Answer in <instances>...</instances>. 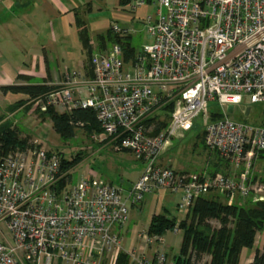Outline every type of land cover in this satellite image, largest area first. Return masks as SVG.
Segmentation results:
<instances>
[{"label": "built area", "instance_id": "2783aa9c", "mask_svg": "<svg viewBox=\"0 0 264 264\" xmlns=\"http://www.w3.org/2000/svg\"><path fill=\"white\" fill-rule=\"evenodd\" d=\"M128 4L133 12L143 9L139 18L150 41L141 50L128 60L119 43L93 51L89 76L65 72L56 89L29 102L31 111L92 108L101 140L115 151L130 152L143 169L128 187L94 175L61 186L70 169L61 170L58 152L30 146L0 152V225L11 238L0 241V264H102L105 255L114 258L122 248L118 229L128 221L130 207L160 190L181 191L178 208L185 212L211 192L231 201H264V182L249 177L251 160L264 150V120L240 122L227 112L244 98L249 104L264 102V0ZM111 28L128 35L117 25ZM202 114L209 117L205 146L232 166L243 165L237 178L159 164ZM142 237L146 243L157 239ZM126 252L129 264H176L165 250L154 259ZM200 264H210V256Z\"/></svg>", "mask_w": 264, "mask_h": 264}, {"label": "rangeland", "instance_id": "374dc122", "mask_svg": "<svg viewBox=\"0 0 264 264\" xmlns=\"http://www.w3.org/2000/svg\"><path fill=\"white\" fill-rule=\"evenodd\" d=\"M60 1L70 7L74 6L79 21L86 29L87 36L92 42V52L100 51L97 48V35L105 34L108 28L113 25L128 31L136 52L150 41L139 18L143 9L133 12L130 10L129 4L123 3L121 0ZM0 2L1 65L4 61L9 65L23 66L24 62L30 61L33 54L42 53L51 60L52 67H69L70 72L78 68L77 61L86 63L89 55L85 53L82 40H79V31L82 26L74 24V10L64 14L59 11L60 2L57 0H37L39 7L36 6L31 14V11H26L30 7V0H0ZM148 12L152 13L153 8L149 7ZM71 59H76V62L72 63ZM7 100L6 104H9L11 100L10 102ZM30 106L31 104L27 102L15 116L9 117L13 125L16 126L20 138L27 139L28 144H33V148L42 147L47 151L61 152L66 159H71L77 153L82 152V160L70 169L71 178L68 180V184L77 182L85 176L94 175L117 186H124L127 177H136L143 169L142 163L135 160L130 152L115 151L110 143L106 140L102 141L103 135L100 133H88L85 129L78 127L75 128L73 137L66 141L61 139L53 130L48 118H44L38 111L28 113ZM247 106L250 107V114L245 116L242 108ZM56 109L60 112L63 111L60 107H56ZM209 109H213V107L211 106ZM6 112L8 111H4V114ZM208 112L209 110H207V114ZM229 115L236 121L260 124L264 120V102L249 104L244 98L240 105L234 106ZM164 117V121H167L168 117L162 116V119ZM208 121L209 117L205 114L196 118L194 127L183 139L173 141L169 150L160 157L159 164L172 155L175 168L187 170L183 173H192L203 172L206 162L211 161V167L214 164L217 166V163L220 162L219 173L225 172L228 174L226 176L237 178L244 166L236 168L227 161V165H225V161L221 162L216 153L205 146L202 133ZM92 135L96 138H93ZM36 145L38 147H35ZM208 171L205 172L208 173ZM254 175L256 176L255 182H264V156L255 155L251 160L249 177ZM205 196L226 204H247V200L242 202L235 198L231 201L219 192H211ZM181 197V191L160 190L145 195L140 203L133 205L129 211L128 221L118 229L121 236V250L132 249L135 254L142 253L148 259H154L157 253L165 250L168 253L167 259L172 260L171 257L179 250L182 231L169 230L162 236L163 239L160 242L152 238L151 242L146 243L142 236L146 234V227L153 213H164L169 217H175L178 221L184 218L186 212L178 208ZM206 222L210 230L220 227V222L217 219H209ZM0 226H2V231L7 233V230L3 228L4 225ZM263 236L264 231L257 233L258 244L262 242ZM208 258L209 256L206 254L193 255V264H200L202 261H207ZM111 262L112 260L107 264H111Z\"/></svg>", "mask_w": 264, "mask_h": 264}, {"label": "trees", "instance_id": "16d2710c", "mask_svg": "<svg viewBox=\"0 0 264 264\" xmlns=\"http://www.w3.org/2000/svg\"><path fill=\"white\" fill-rule=\"evenodd\" d=\"M128 3V0H121ZM78 25L82 26L79 19ZM80 38L90 57L92 47L86 29L82 26ZM98 49L105 50L112 43H119L123 49L124 58L128 60L136 53V48L132 45L131 36L118 34L108 28L105 34L97 35ZM90 53V54H89ZM88 57V63H89ZM90 75V67L87 72ZM23 83H14L0 86L2 94L8 92L24 94L26 99H20L9 105L8 110L13 112L17 107L26 104L31 99L44 95L57 88L55 85H48L46 80H36L29 76L19 75ZM44 118L51 122L53 130L65 141L73 137L75 128L81 127L88 133H101V128L97 121L96 113L92 108H72L69 111H58L53 106H48L45 111L36 110ZM169 117V114L166 113ZM216 115H211L214 119ZM167 121H163L161 126H165ZM204 135V131L202 133ZM32 146L27 139L20 138L16 126L7 116H0V152H7L14 149H24ZM35 147H38L37 145ZM222 161H225L216 151H213ZM61 170L66 171L73 168L82 160V152L77 153L73 158L66 159L61 152ZM256 155L264 156V150ZM220 162L208 173L213 175L220 172ZM225 165L227 162L225 161ZM224 175H228L222 172ZM71 178L70 173L62 180L61 186L66 184ZM256 176L251 177L254 182ZM246 205L226 204L206 196L196 199L188 208L184 218L176 220L164 213H153L146 228L149 237L156 236L160 242L161 237L174 228L182 231V239L179 254L175 257L176 264H193L192 256L209 255L210 264H239L240 253L243 249L252 248L256 242L258 232L264 231V201L252 202L247 199ZM217 219L220 227L211 229L206 220ZM264 241V236H263ZM130 256L125 250H119L114 256L112 264H129ZM102 264H107V261ZM250 264H264V243L262 249H255L253 259Z\"/></svg>", "mask_w": 264, "mask_h": 264}, {"label": "crops", "instance_id": "0c3cea01", "mask_svg": "<svg viewBox=\"0 0 264 264\" xmlns=\"http://www.w3.org/2000/svg\"><path fill=\"white\" fill-rule=\"evenodd\" d=\"M30 1H31V2H29V3H31L30 7L27 8L26 11H31L30 13L32 14V12H34V10L36 9V6L39 7V5H38L37 0H30ZM57 2H60L59 11H61V13L67 14L70 11L74 10L73 11V13H74V20L73 21H74L75 25H78L77 19H79V18H78V14H77L74 6L70 7L66 4H64L60 0H57ZM0 4H1V2H0ZM78 35H79V33H78ZM79 40H81L80 36H79ZM90 44H92L91 41H90ZM84 50H85V53L87 54L86 48ZM70 61H72V63H74V62H76V59H71ZM87 61H86V63H82V62L79 63L77 61V63H78L77 67L78 68L76 70L81 71L87 75L88 74L87 72H88L89 67H90L89 63ZM51 63L52 62H51V60L48 59V56L43 54V53L39 54V55L33 54L32 57L30 58V61L28 63L24 62L23 66L9 65L7 62L3 61L2 65L0 64V86L10 85V84H14V83H23L24 81H22L21 79L18 78L19 75L29 76V77H32L36 80H46L45 82L48 85L57 86L61 82V80L63 79L64 73L68 72L70 70H69V67H65V66H63V67L57 66L54 68L51 66ZM76 70H73V71H76ZM26 98H27V96L24 94H19V93L15 94V93H10V92H8L6 94H2L0 91V116H7V117L15 116L21 110L22 106H24L25 104L17 107L13 112H10L8 110L9 105L13 104L14 102H16L20 99H26ZM7 99H10L11 102H10V100H7ZM6 100L9 101L10 103L6 104ZM27 107H29V106H27ZM30 108L32 109V104H31ZM30 108L28 110V113L31 112ZM4 111H8V112H6V114H4ZM161 164L168 165L172 169L179 171V172H187V170H185V169H177L173 166L172 155L170 157L166 158ZM213 168H215V164L213 165V167H211V161H209V162H206V165L203 167V171H207V170L211 171ZM141 171H142V169L140 170V172L138 173V175L136 177H127L123 187H128L132 182H134L139 177ZM77 182H72V183L69 182L70 184H68V185L73 186ZM135 207H137V206H135ZM130 208H133V206H131ZM1 227L2 226H0V241L11 242V238H10L8 232L4 233L2 231ZM3 228L5 230H7L4 226H3ZM161 239H163V238L161 237ZM263 243H264V241L262 239V242L260 244H258V242L256 241L252 248L243 249L240 253L239 264H250L252 259H253V256H254L255 249H262ZM178 254H179V250L176 254H174L171 257L172 260H174L175 257L178 256ZM108 260L113 261V257L111 255H105L102 263L104 261L105 262L107 261L109 263ZM111 264H112V262H111Z\"/></svg>", "mask_w": 264, "mask_h": 264}, {"label": "water", "instance_id": "95a60500", "mask_svg": "<svg viewBox=\"0 0 264 264\" xmlns=\"http://www.w3.org/2000/svg\"><path fill=\"white\" fill-rule=\"evenodd\" d=\"M232 111H233V106H232V105H228V107H227V112H228V113H231ZM249 112H250V107L247 106V107L245 108L244 115H245V116H248V115H249Z\"/></svg>", "mask_w": 264, "mask_h": 264}]
</instances>
